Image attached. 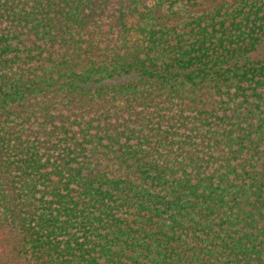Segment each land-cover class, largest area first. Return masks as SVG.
Wrapping results in <instances>:
<instances>
[{"label": "trees", "instance_id": "16d2710c", "mask_svg": "<svg viewBox=\"0 0 264 264\" xmlns=\"http://www.w3.org/2000/svg\"><path fill=\"white\" fill-rule=\"evenodd\" d=\"M0 264H264V0H0Z\"/></svg>", "mask_w": 264, "mask_h": 264}]
</instances>
